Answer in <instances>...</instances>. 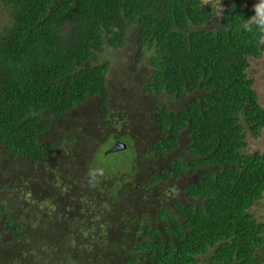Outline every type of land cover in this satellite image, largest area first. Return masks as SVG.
Listing matches in <instances>:
<instances>
[{"label":"trees","instance_id":"obj_1","mask_svg":"<svg viewBox=\"0 0 264 264\" xmlns=\"http://www.w3.org/2000/svg\"><path fill=\"white\" fill-rule=\"evenodd\" d=\"M214 15L204 0H0V150L43 167L34 174L45 177L37 193L43 185L65 193L50 217L39 203L18 211L4 200L9 190L0 177V223L15 257L33 264H261L264 218L255 211L264 199V151L245 148L248 134L259 138L264 129V105L248 74L264 44L242 29L252 4L227 0L220 24L210 26ZM129 42L137 63L148 57L140 66L144 88L185 104L152 107L157 132L141 153L112 131L104 143L127 146L97 148L73 170L85 175L68 180L57 166L61 140L45 135L54 118L92 97L97 124L111 119V63L99 54ZM184 135L191 156L170 158ZM148 158L159 166L142 169ZM90 169L102 172L95 186ZM185 174L195 177L175 198L158 191ZM40 243L42 255L34 254Z\"/></svg>","mask_w":264,"mask_h":264},{"label":"rangeland","instance_id":"obj_2","mask_svg":"<svg viewBox=\"0 0 264 264\" xmlns=\"http://www.w3.org/2000/svg\"><path fill=\"white\" fill-rule=\"evenodd\" d=\"M214 7L215 15L210 20V26H218L221 22L219 18L222 13L224 5L227 0H204ZM258 0H247L244 4H254ZM133 39V38H132ZM131 39V42L133 43ZM131 42L127 43L123 48H109L99 54V58L111 63L108 74V85L112 91L110 100V120H106L102 124H97V118H100V111L96 98L92 97L83 104L77 106L73 110L67 112L65 115L54 118V124L46 138H54L62 141L60 147V155L58 156L57 165L62 171L66 169V177L73 181L79 175H85V172H73L74 168L81 167L80 165H87L90 159L94 157L96 150L105 152L107 148L116 145L114 139L104 143L106 138L112 131L118 134H125L131 138L129 141L131 145H138L141 150H144L149 142L156 135V128L154 127V120L152 117V107L156 104H167L171 108L178 109L184 106V100L175 96H170L165 92L154 93L146 90L143 86L140 68L148 61V57L139 58L137 63L138 51L137 47ZM143 57V56H142ZM141 66V67H140ZM248 74L254 81V88L258 93L260 103L264 105V56L261 58L252 57L250 60V67ZM101 119V118H100ZM112 121V123H111ZM131 133V134H130ZM187 136H182L179 145L175 150L168 155L170 158L176 156L188 157L191 154L186 149ZM247 147L245 151L261 150L264 151V129L259 138L248 134ZM104 145V146H102ZM118 149L126 146H121L117 143ZM16 160L10 155L0 150V177H4L6 188L9 190L4 197L6 203L10 208L22 211L23 209L32 210L35 208V203H39L43 207V213L50 217V214L57 209L58 202L55 201L59 195L65 194L63 191L57 193L55 189L50 186L43 185L39 188L42 192L37 193L38 185L45 182V177L36 178L34 174L42 171L43 167L30 166L26 161ZM93 162H96L93 160ZM99 166L103 164L98 162ZM141 168H146L151 164L158 167L159 164L153 158H148L147 162L141 160ZM36 172V173H35ZM194 174H185L178 179L168 181L165 184H160L158 191L165 194L168 199L175 198L180 194L179 187L193 179ZM49 179V178H48ZM49 185V184H47ZM29 188V190H27ZM55 198V199H54ZM72 199L71 196L67 197ZM59 206V205H58ZM61 207V206H60ZM256 207V206H255ZM37 208V207H36ZM62 208V207H61ZM255 215L258 218H264V199L259 202L256 207ZM69 209H73L69 206ZM24 213L19 214L23 217ZM7 234L0 223V242L4 241V246L0 248V264H33L32 257L27 260H20L14 256V248L6 241ZM34 240H38L36 237ZM33 243H35L33 241ZM34 254L42 255L41 243L34 248ZM46 263L49 262L47 254L44 252ZM36 258V257H35Z\"/></svg>","mask_w":264,"mask_h":264},{"label":"clouds","instance_id":"obj_3","mask_svg":"<svg viewBox=\"0 0 264 264\" xmlns=\"http://www.w3.org/2000/svg\"><path fill=\"white\" fill-rule=\"evenodd\" d=\"M242 29L252 33L254 36H258L259 43L264 44V0H258V2L254 4V15L242 24ZM98 173L102 175V172L96 169H90L89 171V176L91 178L89 182L92 186H95V178Z\"/></svg>","mask_w":264,"mask_h":264},{"label":"flooded vegetation","instance_id":"obj_4","mask_svg":"<svg viewBox=\"0 0 264 264\" xmlns=\"http://www.w3.org/2000/svg\"><path fill=\"white\" fill-rule=\"evenodd\" d=\"M243 2H247V0H243ZM264 56V48L262 49V52H261V57H263ZM261 57H258V58H261ZM250 67V66H249ZM116 141V140H115ZM264 220V219H263ZM212 254H213V251H212ZM259 257V260H260V262H261V264H264V256H262V255H259L258 256ZM215 264H219L218 262L217 263H215Z\"/></svg>","mask_w":264,"mask_h":264},{"label":"water","instance_id":"obj_5","mask_svg":"<svg viewBox=\"0 0 264 264\" xmlns=\"http://www.w3.org/2000/svg\"><path fill=\"white\" fill-rule=\"evenodd\" d=\"M117 143H119L121 146H125V144L123 143V142H120V141H116V145H117ZM113 146V147H111L108 151H111V152H113V151H117V150H119L118 149V146Z\"/></svg>","mask_w":264,"mask_h":264}]
</instances>
